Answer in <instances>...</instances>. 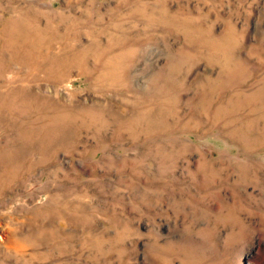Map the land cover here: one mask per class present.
<instances>
[{
	"label": "rangeland",
	"instance_id": "obj_1",
	"mask_svg": "<svg viewBox=\"0 0 264 264\" xmlns=\"http://www.w3.org/2000/svg\"><path fill=\"white\" fill-rule=\"evenodd\" d=\"M0 264H264V0H0Z\"/></svg>",
	"mask_w": 264,
	"mask_h": 264
}]
</instances>
